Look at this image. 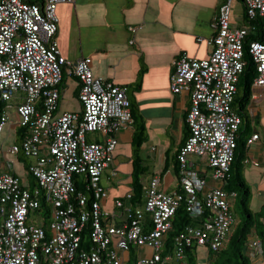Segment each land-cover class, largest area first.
Here are the masks:
<instances>
[{
  "label": "built area",
  "instance_id": "built-area-1",
  "mask_svg": "<svg viewBox=\"0 0 264 264\" xmlns=\"http://www.w3.org/2000/svg\"><path fill=\"white\" fill-rule=\"evenodd\" d=\"M234 1L225 0L220 8L210 57H181L170 80L173 93L192 97L190 135L178 154L181 185L191 215L199 219L206 210L211 215L177 236L173 253L164 255L181 195L160 191V179L154 178L145 187L144 208L131 209L132 192L126 201L116 202L117 211L102 207L108 195L102 175L114 161L116 134L134 123L132 103L127 88L95 77L91 58L70 61L63 56L56 38L58 5L76 0H0V98L7 102L0 136L10 121L9 102L16 99L19 125L27 132L22 145L10 152L35 160L23 175L0 171V264H130L122 253L133 247L138 249L135 264H187V247L225 248L235 225L231 195L222 187H209L199 162L206 161L214 180L227 183L242 125L234 102L249 34L246 27L232 28ZM245 1L248 16L260 19L264 28V0ZM250 53L258 69L254 84L264 87V34L251 43ZM66 73L81 82V114H57ZM95 132L106 135L105 142H90L87 135ZM258 139L254 135L248 146ZM31 175L35 187L25 182ZM77 175L90 177L96 196L90 210L84 209L87 196L76 194ZM44 199L52 211L51 234L45 229L46 209L40 210ZM120 215L124 220L115 223ZM148 219L152 226L146 229ZM89 224L93 249L83 245ZM259 246L253 241L252 248ZM146 248L153 252H139Z\"/></svg>",
  "mask_w": 264,
  "mask_h": 264
},
{
  "label": "crops",
  "instance_id": "crops-1",
  "mask_svg": "<svg viewBox=\"0 0 264 264\" xmlns=\"http://www.w3.org/2000/svg\"><path fill=\"white\" fill-rule=\"evenodd\" d=\"M224 2L76 0L74 3L58 5L59 27L56 38L63 56L70 61L91 58L95 77L127 88L131 103L139 108L147 134L140 150V156L148 169L142 178L145 187L150 186L154 178H159L160 191L175 193L179 188L178 154L190 135L188 112L192 97L189 93H173L170 80L181 57L199 60L210 57V42L216 34L215 24ZM245 14V1L235 0L232 28L245 27ZM80 91L79 79L66 73L57 114L83 113ZM238 94L239 97L244 96L243 87L239 88ZM253 95L258 97L253 98ZM11 101L10 121L5 130L8 126L10 130L15 127L17 142L21 126L17 103ZM13 109L16 110L14 113ZM135 132L133 123L116 134L118 145L114 161L106 168L101 179L102 186L108 192L102 201L104 210L117 211L116 202L126 201L127 195L132 192ZM242 132L248 139L259 135V139L248 146L243 165L245 179L252 189L251 207L258 212L264 205V87L254 83L247 100L246 115L242 118ZM87 138L90 142L103 143L106 135L95 132L89 133ZM1 152H4L2 156ZM1 152V172L9 171L15 175L26 173L28 169L24 160L12 154L10 149L4 151L2 148ZM28 160L32 163L35 161L33 158ZM199 163L201 174L208 179L209 187H225L226 183L214 180L206 161ZM114 172L117 174L114 175ZM25 182L32 185L35 178L31 175ZM234 203L235 196L231 195V205ZM123 220L124 216L120 215L114 222ZM139 252L151 253L153 250L146 248ZM134 253L138 254L136 247L122 255L132 263Z\"/></svg>",
  "mask_w": 264,
  "mask_h": 264
},
{
  "label": "trees",
  "instance_id": "trees-1",
  "mask_svg": "<svg viewBox=\"0 0 264 264\" xmlns=\"http://www.w3.org/2000/svg\"><path fill=\"white\" fill-rule=\"evenodd\" d=\"M30 3L41 2L42 0H25ZM245 1V0H244ZM246 4V1H245ZM245 27L249 29V34L245 41V60L246 67L243 74L240 77L238 83L239 88H244V96H240L237 92L234 102V109L243 118L246 115V104L251 94V87L258 77L257 65L250 53V45L254 41H258L263 38L264 28L263 22L260 19L252 20L246 11L245 14ZM64 81V80H63ZM63 83V82H62ZM62 86V84H61ZM7 102L0 98V123L5 112ZM132 116L136 126V132L134 135V172L132 182L133 197L130 201V206L133 211L137 208H144L146 204L145 184L143 183V177L148 172L147 167L144 165L140 156V150L146 141V126L145 122L139 112V108L132 102ZM27 130L25 127L18 129V136L16 144L22 145ZM242 132V125L238 133V147L236 149V155L232 164L230 177L224 187V189L230 194L235 196V203L231 207V213L235 219L234 228L230 234L228 243L225 248L220 251H214L210 247H198L196 245L186 248V261L187 264H201V255L205 253V259L207 264H257V260L264 264V205L263 208L255 212L251 207L252 201V189L250 184L246 181L243 165L247 154L248 141L247 137H244ZM2 151L1 138H0V152ZM18 158L24 160L28 170L32 165V162L28 160L24 154H19ZM177 174L180 181L179 188L175 193L182 196L180 206L176 211V215L173 221V229L169 233L164 255L173 253L174 239L181 233L185 232L188 227L195 224H201L210 219V212L205 211L204 216L199 219L194 218L189 211V199L185 195V191L181 185V169L178 159ZM76 194H82L87 196L89 202L84 207L85 210H90L92 203L96 200L95 192L90 186L89 175H77L76 176ZM33 185V186H32ZM32 187L36 186V181L32 184ZM46 209V215L44 216L45 229L48 234L50 231L51 221V207L46 203L45 199L42 201L40 210ZM236 208L239 209V218H236ZM237 213V212H236ZM151 222L149 219L145 222L146 229L151 228ZM83 245L93 249L95 245L91 243V224H89L83 232ZM253 241H258L260 246L256 249L257 252L252 257V252L255 250L252 248ZM255 250V251H256ZM204 251V252H203ZM138 258V254L134 253L133 261L130 264H135ZM173 264H179L177 261H173Z\"/></svg>",
  "mask_w": 264,
  "mask_h": 264
},
{
  "label": "rangeland",
  "instance_id": "rangeland-1",
  "mask_svg": "<svg viewBox=\"0 0 264 264\" xmlns=\"http://www.w3.org/2000/svg\"><path fill=\"white\" fill-rule=\"evenodd\" d=\"M23 94H24L23 92L20 93V95H23ZM13 102L17 103V100L13 99L11 101V103H13ZM15 111H16L15 109L12 110L13 113ZM12 125H14V124H12ZM15 131H16L15 127L12 130H10V128L8 126V128L2 134V136H1V144H2V148H3L4 151L7 150V149L12 148L16 144ZM236 212H234L235 216H236V218H239L240 211H239L238 208H236ZM256 262H257V264L261 263L259 260H257ZM201 264H207V261L205 259V255L204 254L201 255Z\"/></svg>",
  "mask_w": 264,
  "mask_h": 264
}]
</instances>
